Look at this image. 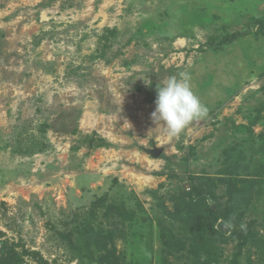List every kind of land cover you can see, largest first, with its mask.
Masks as SVG:
<instances>
[{"label": "rangeland", "instance_id": "obj_1", "mask_svg": "<svg viewBox=\"0 0 264 264\" xmlns=\"http://www.w3.org/2000/svg\"><path fill=\"white\" fill-rule=\"evenodd\" d=\"M0 264H264V0H0Z\"/></svg>", "mask_w": 264, "mask_h": 264}, {"label": "clouds", "instance_id": "obj_2", "mask_svg": "<svg viewBox=\"0 0 264 264\" xmlns=\"http://www.w3.org/2000/svg\"><path fill=\"white\" fill-rule=\"evenodd\" d=\"M156 91L152 120L157 125L156 129L163 130L167 139H178L192 122L207 116L208 109L192 90L187 73L164 78ZM225 227H231V224L226 223Z\"/></svg>", "mask_w": 264, "mask_h": 264}, {"label": "trees", "instance_id": "obj_3", "mask_svg": "<svg viewBox=\"0 0 264 264\" xmlns=\"http://www.w3.org/2000/svg\"><path fill=\"white\" fill-rule=\"evenodd\" d=\"M234 36H235V37H236V36H237V37H241L242 35H241V34H240V35H239V34H235ZM233 38H234V37H233Z\"/></svg>", "mask_w": 264, "mask_h": 264}]
</instances>
